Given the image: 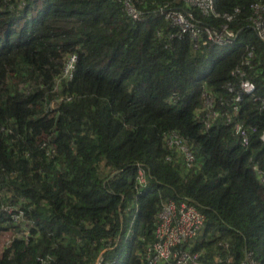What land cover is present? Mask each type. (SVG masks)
<instances>
[{"label": "trees", "instance_id": "obj_1", "mask_svg": "<svg viewBox=\"0 0 264 264\" xmlns=\"http://www.w3.org/2000/svg\"><path fill=\"white\" fill-rule=\"evenodd\" d=\"M124 1L0 0V239L11 234L0 264H145L162 203L183 200L204 217L187 250L206 264H264V42L253 24L264 0H214L215 15L128 0L135 19ZM162 9L236 36L194 40ZM72 54V78L58 81Z\"/></svg>", "mask_w": 264, "mask_h": 264}, {"label": "built area", "instance_id": "obj_2", "mask_svg": "<svg viewBox=\"0 0 264 264\" xmlns=\"http://www.w3.org/2000/svg\"><path fill=\"white\" fill-rule=\"evenodd\" d=\"M191 5L200 9L203 15L214 14V0H186ZM125 6L128 14L132 18L138 17V12L130 4L128 0H125ZM253 7L258 10L264 11V6L254 4ZM165 18L170 20L173 24L179 27L181 34H187L192 39L198 40V38L204 34L208 41H211L217 45H226L231 43L235 38V32L230 30L227 24L221 25L219 28L213 26L201 27L196 19H194L191 13H185L184 11L174 9H162ZM254 28L264 42V18L256 17L253 20ZM203 39V38H202ZM76 56L70 55L66 61L60 78L58 81L64 79L69 80L72 78L74 70ZM246 63H248L246 61ZM233 74L236 72H232ZM237 73L241 76L243 73L237 70ZM240 89L246 93H252L254 91V85L248 80H242L240 83ZM238 98H236L237 100ZM234 112L237 111V107H233ZM234 133L239 137L242 145L248 143L246 129L242 124L236 122L233 124ZM261 140L264 142V130L260 135ZM168 146H175L176 149L183 155L187 165H191L194 157L185 145L183 138H180L176 134H171L166 138ZM256 169L260 182L264 186V171ZM136 185L135 188L140 190L147 184L146 172L142 164L136 163ZM17 219L18 216H13ZM204 225V217L199 210L190 202L181 201L176 203L174 201L163 202L161 209L157 214V222L155 228V240L147 248L145 254V264H206L200 260V252L191 251L185 249V245L199 236ZM99 261L97 262V264ZM241 264H254V261L250 258V254H246Z\"/></svg>", "mask_w": 264, "mask_h": 264}, {"label": "clouds", "instance_id": "obj_3", "mask_svg": "<svg viewBox=\"0 0 264 264\" xmlns=\"http://www.w3.org/2000/svg\"><path fill=\"white\" fill-rule=\"evenodd\" d=\"M186 13V12H185ZM189 13H191V12H189ZM192 14V13H191ZM193 15V14H192ZM235 36H236V34H235ZM215 45H217V44H215ZM227 45V44H226ZM217 46H221V45H217ZM222 46H224V45H222ZM70 57V56H69ZM68 57V58H69ZM68 60V59H67ZM66 60V61H67ZM62 73V72H61ZM62 80H64V79H62ZM242 80H245V79H242ZM241 80V81H242ZM241 81H240V83H241ZM252 83V82H251ZM253 84V83H252ZM239 88H240V85H239ZM241 90V89H240ZM242 91V90H241ZM243 92V91H242ZM244 93H246V92H244ZM246 94H251V95H253L254 94V91L252 92V93H246ZM237 121L236 120H233V121H230L229 120V123L231 124V125H233L234 123H236ZM239 123V122H238ZM241 124V123H240ZM232 129H233V126H232ZM234 131V130H233ZM238 137V136H237ZM239 138V137H238ZM261 139V138H260ZM185 143V142H184ZM186 145V144H185ZM187 146V145H186ZM192 153V152H191ZM256 170V169H255ZM263 170V169H262ZM264 171V170H263ZM257 172V171H256ZM187 245V244H186ZM186 245H185V249H186ZM187 250V249H186ZM189 252H191L190 250H188ZM198 252V251H197ZM146 254V253H145ZM201 255H202V251L200 252V260L202 261V257H201ZM98 261H99V259H98ZM144 261H145V256H144ZM202 262H204V261H202ZM205 263V262H204Z\"/></svg>", "mask_w": 264, "mask_h": 264}, {"label": "rangeland", "instance_id": "obj_4", "mask_svg": "<svg viewBox=\"0 0 264 264\" xmlns=\"http://www.w3.org/2000/svg\"><path fill=\"white\" fill-rule=\"evenodd\" d=\"M10 237H11L10 233H4L2 235L0 239V251L3 249L4 246H6L9 243Z\"/></svg>", "mask_w": 264, "mask_h": 264}, {"label": "water", "instance_id": "obj_5", "mask_svg": "<svg viewBox=\"0 0 264 264\" xmlns=\"http://www.w3.org/2000/svg\"><path fill=\"white\" fill-rule=\"evenodd\" d=\"M112 175H114V173Z\"/></svg>", "mask_w": 264, "mask_h": 264}]
</instances>
